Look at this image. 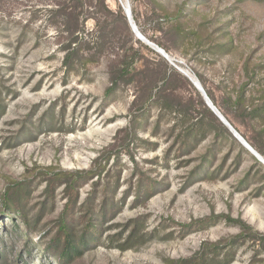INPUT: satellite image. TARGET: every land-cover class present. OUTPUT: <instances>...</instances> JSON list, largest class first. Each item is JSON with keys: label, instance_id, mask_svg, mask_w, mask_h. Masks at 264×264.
<instances>
[{"label": "rangeland", "instance_id": "374dc122", "mask_svg": "<svg viewBox=\"0 0 264 264\" xmlns=\"http://www.w3.org/2000/svg\"><path fill=\"white\" fill-rule=\"evenodd\" d=\"M104 7L0 0V264H264V155L200 92L264 152V0ZM71 202L91 237L66 263L50 248Z\"/></svg>", "mask_w": 264, "mask_h": 264}, {"label": "trees", "instance_id": "16d2710c", "mask_svg": "<svg viewBox=\"0 0 264 264\" xmlns=\"http://www.w3.org/2000/svg\"><path fill=\"white\" fill-rule=\"evenodd\" d=\"M78 1H81V2L83 1V3H84V1H86V0H78ZM100 6L104 7V0H100ZM105 9L106 8L104 7L101 13H103V11H104V14H105L106 18L107 17L109 18L111 16V19H110V24L111 25H109V26H111L112 28L111 29L109 28V32L110 33H115L117 28H118L117 25L121 23L127 28L128 32L131 34L129 21L127 20V17L124 14H121L119 16L120 19L118 17H117L118 19H115L116 16H114L108 10L106 11ZM118 85H119V81L116 80L114 82V86L112 88H110L109 91L113 92L116 89V87H118ZM214 104L217 105L215 103V101H214ZM224 116L227 118V121L232 126H234L233 123L228 119V117L225 114H224ZM221 129L224 130L225 132H227V134H228L230 139H233L232 136H231V133L227 130V127L224 124L223 125L221 124ZM243 138L252 146V148L256 152L264 155V152L261 149V147H259L257 144H255L254 142H252L249 139H247L245 136ZM233 140L236 142V139H233ZM245 151L247 153H250L248 150H245ZM77 182L78 181L74 180L73 183L77 184ZM71 185H72V182H70V188H73V185H72V187H71ZM139 189H140V194L141 195L147 194V196L148 195L150 196L151 194L149 192L156 190L154 180L143 177L142 181L140 183ZM13 195H15V194H12V195L10 194L9 202L13 203L15 205L16 204L19 205L21 198H17L16 199V198L13 197ZM23 197H25V196H23ZM74 197L75 196L72 195L71 199L73 200ZM108 203L111 204V206H112L111 207V215H113L115 210H116V207H115L116 205L113 204L112 202H108ZM16 209L19 210L18 206H17ZM74 211H75L74 210V204H73V202H71V207H70V204L67 206V212L65 213L66 217H62V219L60 221V224H59L60 225L59 226L60 229H59L55 239L53 240L52 248H50V250L53 249V251L56 252L57 249H59L61 247L62 248V252L60 253L61 255L59 257V260L63 261V262H66V263H67V261H70V260L74 259L75 256L78 257V256L82 255L81 249H84L89 244L90 237H91L90 236L88 238V235L85 234V232L83 233L82 236H80L78 234L79 232L75 231L76 230L75 227L70 224V222L74 223V224L76 223V220L74 218V216H75ZM19 213H20L21 217L26 222H28L27 214L24 211H22V210ZM99 213L102 214V217L100 218V221L104 222V219H106V217L108 215V210L104 208V209H101V211ZM88 215H89V213H87L85 216H83L81 220H78V223L81 222L83 224L84 222H86ZM204 222H206V221H204ZM247 228L251 229L249 227H247ZM88 230L89 231L92 230V233L90 232L93 235L92 237L97 236L98 233L101 232V229H98V227H96V224H91V226L88 228ZM244 231H245V229H244ZM244 231H243V233H244ZM243 235H245V234H243ZM243 235L236 237L235 240H239V239L243 238ZM250 237H254L253 239H255V240L259 239L260 241H262L264 243V234L256 232L255 234H253V236H250ZM215 248L220 249V246L216 244ZM200 254L201 253H199L198 255H200ZM197 256L192 258V259H190L189 261H184V263L185 264H189V263L190 264H205L204 263L205 261H200L199 259H197ZM233 259H234V257H229V259L227 260L226 264L232 263Z\"/></svg>", "mask_w": 264, "mask_h": 264}, {"label": "water", "instance_id": "95a60500", "mask_svg": "<svg viewBox=\"0 0 264 264\" xmlns=\"http://www.w3.org/2000/svg\"><path fill=\"white\" fill-rule=\"evenodd\" d=\"M130 20V24L134 30V32L140 37L141 33L137 29L136 24L132 21V19L128 16ZM159 52L163 54V50L159 49ZM197 85H200L198 82H196ZM200 92L204 96L208 106L211 108V110L218 116V118L222 121V123L230 130V132L242 143V145L249 150L254 156L263 162V158L259 156L258 152H256L252 146L233 128V126L226 120V118L222 115V113L217 109V107L213 104V102L210 100L206 92L200 88ZM216 109V111H215Z\"/></svg>", "mask_w": 264, "mask_h": 264}, {"label": "bare ground", "instance_id": "6f19581e", "mask_svg": "<svg viewBox=\"0 0 264 264\" xmlns=\"http://www.w3.org/2000/svg\"><path fill=\"white\" fill-rule=\"evenodd\" d=\"M199 86V85H198ZM215 111H216V109H215Z\"/></svg>", "mask_w": 264, "mask_h": 264}]
</instances>
